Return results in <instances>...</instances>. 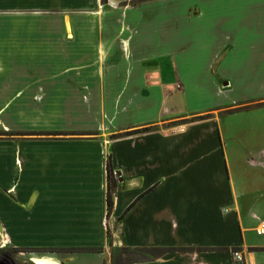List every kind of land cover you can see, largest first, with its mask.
Segmentation results:
<instances>
[{
	"label": "crops",
	"instance_id": "0c3cea01",
	"mask_svg": "<svg viewBox=\"0 0 264 264\" xmlns=\"http://www.w3.org/2000/svg\"><path fill=\"white\" fill-rule=\"evenodd\" d=\"M137 1L0 0V73L29 82L0 94L1 105L60 107L53 131L153 127L105 144L0 145L4 248L84 250L63 261L31 256L33 264H111V252L122 248L176 250L138 264H264V148L230 163L235 151L219 140L217 106L198 122L189 120L202 112L164 114L174 91L186 100L225 97L228 74L258 72L247 63L259 49L255 58L264 55V37L255 33L264 31V0L182 4L171 17L168 5L165 18ZM199 73L211 76L208 89L189 84ZM93 119L104 129L89 128L84 120ZM107 161L116 182L110 213Z\"/></svg>",
	"mask_w": 264,
	"mask_h": 264
},
{
	"label": "rangeland",
	"instance_id": "374dc122",
	"mask_svg": "<svg viewBox=\"0 0 264 264\" xmlns=\"http://www.w3.org/2000/svg\"><path fill=\"white\" fill-rule=\"evenodd\" d=\"M101 1V0H100ZM207 0H138V4H150L149 7L154 9V12L158 13V17L165 18L168 12L169 5V17L171 15H180V12L176 10L179 5L182 4H195L197 2H205ZM182 12V11H181ZM228 28L229 25L227 24ZM0 29L4 30L1 33L5 32V27H1ZM255 31V30H254ZM257 37H264V31H255ZM187 41V40H186ZM244 41V39H242ZM181 46V43L178 44ZM187 45V44H186ZM186 45L184 47H186ZM189 45V44H188ZM190 50V49H189ZM259 49L256 54L260 51ZM238 57H243L245 52L240 47L237 49ZM252 57L254 58V62L249 61L247 64L252 69H257V73L250 74H242V73H234L228 74L230 81L232 82V86L230 90L226 93L225 97H208L205 101L202 99H195L196 96H190L189 100L186 98H180V93L174 91L173 101L169 100V104L165 105L166 108V116L169 118H177V117H185L190 119L191 114L202 112L203 115L197 117L198 119H191L192 121H200L199 118L210 119L213 117L212 114L208 113L209 110L219 108V113H217L218 118L216 123L218 124L219 129L222 130V137H219L222 145H226L227 149H233L235 151L234 155L227 157L228 161L231 163L236 161L238 164L244 162L245 150L246 149H257L264 148V64L262 67H259L258 60L261 59L255 58L256 54ZM257 57V56H256ZM1 64V63H0ZM245 64V62H244ZM26 75L22 74H1L0 73V94L6 93L8 89L13 87L22 88V86L29 85V82L24 78ZM211 76L204 74H191L189 77V84L192 83L197 87L209 88V84L206 86L204 84ZM169 80H171V70L169 69ZM210 80V79H209ZM227 83L225 80L224 83ZM31 84V83H30ZM32 85H35L32 83ZM171 85V84H169ZM50 86L49 83H45L43 85V90L47 89ZM171 92V90H169ZM172 93V92H171ZM195 94V93H194ZM228 94V95H227ZM1 102V100H0ZM60 107L48 106V105H25V106H5L0 104V145H7L9 142H22L25 144H36L41 141H99L101 140L103 144L106 141L116 140L118 138L126 137L125 133H133L135 131H140L142 129H148L149 131L153 130V127H145V128H132L125 130H115L112 133L106 132V134L102 135L104 132H95L94 130H78V128H74L75 131H70L68 129H63L64 131H53L56 126H60V123L57 119L60 117L59 111L57 110ZM66 110L71 109L75 111L78 115L80 114V107H63ZM97 107H91L90 109H96ZM100 108V107H99ZM101 109V108H100ZM175 110V114H172V111ZM40 114V115H39ZM84 118L85 115L83 116ZM89 128L98 129L100 131L103 128V125L98 122V125L93 124L94 119L89 123L90 120H84ZM69 122H63L62 124H68ZM38 124H41L42 129L38 127ZM175 123L169 125V128L174 126ZM73 127V126H72ZM205 127V126H204ZM204 127L202 129L197 130V133L203 132ZM204 128V129H203ZM208 128V126H207ZM39 129L43 132H38ZM193 131L192 129H189ZM143 133H137L134 135H140ZM191 138L193 137V132L190 133ZM16 157V156H15ZM16 159V158H15ZM18 159V158H17ZM21 161V158L18 159ZM229 163V164H230ZM231 165V164H230ZM229 165V166H230ZM239 170L244 169L243 166H239ZM232 168V165L230 166ZM237 171V172H238ZM232 178L234 182H238L240 178L237 176V173L232 170L231 171ZM112 178L114 180V175L112 172ZM241 182V181H239ZM116 183V182H115ZM17 186V184H16ZM5 186H0V192L4 193ZM13 194V193H12ZM2 197H0V210L5 209L4 201H1ZM2 226V227H1ZM0 227L3 228L4 225ZM109 237L110 234L108 233ZM5 234L3 231L0 232V251L2 255L11 259L16 264H22L27 261V259L31 256H45L49 255L48 250L45 248H33L26 249L28 252H21L22 248L16 247L15 249H6L4 248ZM6 250V251H5ZM3 251V252H2ZM55 251V250H54ZM20 252V253H19ZM53 257L63 261L66 259L68 255L66 252L56 251L53 253ZM162 257V256H161ZM157 257L155 258H161ZM3 257H0V260ZM153 260V261H155ZM27 263V262H26Z\"/></svg>",
	"mask_w": 264,
	"mask_h": 264
},
{
	"label": "trees",
	"instance_id": "16d2710c",
	"mask_svg": "<svg viewBox=\"0 0 264 264\" xmlns=\"http://www.w3.org/2000/svg\"><path fill=\"white\" fill-rule=\"evenodd\" d=\"M107 0H101V4H105ZM199 120H203L199 118ZM149 132L148 129H142L140 131H135L133 133H125L124 136H133L137 133H146ZM106 172H107V192H106V203H107V212L110 213L112 209V191L115 188V181L112 178V170L110 161L106 163ZM132 206V205H131ZM6 251V250H5ZM84 250L73 249V250H63L61 252L66 253H81ZM93 251V250H92ZM179 251V250H178ZM3 252V251H2ZM21 252H28L26 249H22ZM49 254H53L56 251L49 249ZM91 252V251H90ZM176 252L174 249H156V248H144V249H116L111 252V264H138L146 263L155 260L157 257L164 256L166 254H171ZM20 253V252H19ZM0 257L5 258L6 256L2 255L0 251ZM7 258V257H6ZM9 259V258H8ZM13 262L11 259H9ZM13 264H16L13 262ZM22 264H33L31 262L22 263Z\"/></svg>",
	"mask_w": 264,
	"mask_h": 264
},
{
	"label": "built area",
	"instance_id": "2783aa9c",
	"mask_svg": "<svg viewBox=\"0 0 264 264\" xmlns=\"http://www.w3.org/2000/svg\"><path fill=\"white\" fill-rule=\"evenodd\" d=\"M259 235L264 236V223H261L260 225ZM232 256L238 263L242 262V257L239 253L233 252Z\"/></svg>",
	"mask_w": 264,
	"mask_h": 264
},
{
	"label": "water",
	"instance_id": "95a60500",
	"mask_svg": "<svg viewBox=\"0 0 264 264\" xmlns=\"http://www.w3.org/2000/svg\"><path fill=\"white\" fill-rule=\"evenodd\" d=\"M0 264H13L8 258H3L0 260Z\"/></svg>",
	"mask_w": 264,
	"mask_h": 264
}]
</instances>
